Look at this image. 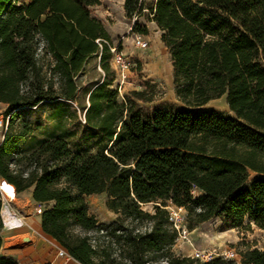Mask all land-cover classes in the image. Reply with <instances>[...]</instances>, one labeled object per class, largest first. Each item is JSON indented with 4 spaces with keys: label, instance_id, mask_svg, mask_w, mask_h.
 I'll list each match as a JSON object with an SVG mask.
<instances>
[{
    "label": "trees",
    "instance_id": "1",
    "mask_svg": "<svg viewBox=\"0 0 264 264\" xmlns=\"http://www.w3.org/2000/svg\"><path fill=\"white\" fill-rule=\"evenodd\" d=\"M124 1L127 19L147 11L162 32L184 107L146 110L138 104L152 102L145 91L119 103L104 80L90 94L87 122L105 146L83 155L55 138L23 153L32 129L19 112L75 101L90 57L110 72L112 39L92 13L100 0H0V104L9 117L0 180L17 194L33 189L45 205L42 231L79 264H151L156 256L191 264L171 255L178 233L168 203L187 212L191 228L220 219L225 229L249 220L264 230V0ZM132 32L149 34L138 22ZM223 96L234 117L196 110ZM250 172L258 177L248 184ZM100 194L117 222L89 214L86 197ZM152 203L153 214L143 211ZM1 208L0 198V228ZM2 246L0 236V264H18ZM241 264H264V251L245 252Z\"/></svg>",
    "mask_w": 264,
    "mask_h": 264
},
{
    "label": "rangeland",
    "instance_id": "2",
    "mask_svg": "<svg viewBox=\"0 0 264 264\" xmlns=\"http://www.w3.org/2000/svg\"><path fill=\"white\" fill-rule=\"evenodd\" d=\"M24 1L27 3L29 0ZM152 1L147 0L148 3ZM103 9L100 19L110 30L112 39L110 72L106 74L102 70L97 56L90 57L84 70L76 79L79 88L75 101L60 99L47 101L38 107L22 109L19 112V122H26L32 129V133L22 142L23 153L29 154L36 150L42 142L55 138L64 139L74 153L83 155L95 154L105 146L107 142L104 136L94 125L87 122L90 94L104 80L111 82V90L117 91L119 103L130 97L132 92L145 91L148 96L152 95V102H138V104L146 110H151L161 104L184 107L175 93L170 53L161 40L162 32L154 22L149 21L151 20L149 13L145 11L142 16L129 20L118 4L105 6ZM108 10H110L109 14L105 13ZM92 13L93 16H99L96 10L92 9ZM136 22L147 26L149 30L147 36H142L147 43L146 48L137 45L138 34L132 32ZM6 108V105L0 104V119L3 118L5 125H8L9 117L5 116ZM196 110H216L226 117H234L227 105V96L213 100ZM6 130L5 127L0 128V143ZM256 177H258L257 174L250 172L248 184ZM0 192L1 216L2 209H6L25 224L21 228L7 232L10 230L9 225L5 219V223L1 219L0 235L5 238V243L9 244V249H20L23 244L31 240L25 235L24 229L33 233L34 220L40 215L36 214V205L32 202L27 203L24 197H18L12 202L9 201V194L1 190ZM194 194L198 196L199 192L195 191ZM86 202L89 214L102 224H113L121 217L108 209L107 194L86 197ZM142 209L146 213L153 214L154 204L144 205ZM167 210L170 213V222L178 233L177 240L171 248V255L176 259H190L193 261L191 264H241L245 252L264 251V230L259 229L249 220H245L233 229H225L220 219H212L191 228L184 209L168 203ZM123 224L125 227H137L141 232L149 228L146 222L134 225L130 221H125ZM88 236L96 238L97 234L89 233ZM27 239L29 241H26ZM6 246L4 253L7 252ZM58 251L56 250L53 255V264H65L70 257H58ZM229 252L235 254L233 260L227 257ZM121 264L129 263L123 261ZM151 264H168V261L166 258L156 256Z\"/></svg>",
    "mask_w": 264,
    "mask_h": 264
},
{
    "label": "crops",
    "instance_id": "3",
    "mask_svg": "<svg viewBox=\"0 0 264 264\" xmlns=\"http://www.w3.org/2000/svg\"><path fill=\"white\" fill-rule=\"evenodd\" d=\"M124 2H125L124 0H100V5L93 8V10H96V13L99 14V16L94 15V17L103 23L105 29L107 30L109 34H110V30L107 28L105 23L100 19L102 10H104L103 8H105V6H112L114 4H118L121 7V9L124 11ZM109 12L110 10L105 11V13L107 14H109ZM3 183H1V185ZM21 196L25 198L27 203L32 202L33 204L37 205V203L33 200V189H29L21 194L16 193L14 196L15 198L14 200H17L18 197H21ZM17 220L21 222L20 219H17ZM34 221H35V225L33 226L34 227L33 233H30L27 229H24L25 235L28 236L31 240L29 243L23 244L20 249H14V248L9 249L8 248L9 244L8 243L6 244L5 238L2 235H0L3 239V246L1 250V255L3 257L13 258L17 261L18 264H53L54 253L56 252V250L58 251L62 247L55 240L47 236L42 231L41 215L38 216ZM16 223L17 221L15 222V224ZM25 223L27 224V222ZM12 225L13 224L9 225L8 227L11 228ZM9 231L11 230H8L7 232ZM26 241H29V240L27 239ZM5 246L7 248L6 253H4ZM15 252L19 254H16ZM56 259H58L57 256H56ZM65 264H79V263L70 258Z\"/></svg>",
    "mask_w": 264,
    "mask_h": 264
},
{
    "label": "built area",
    "instance_id": "4",
    "mask_svg": "<svg viewBox=\"0 0 264 264\" xmlns=\"http://www.w3.org/2000/svg\"><path fill=\"white\" fill-rule=\"evenodd\" d=\"M136 41H137V45L139 47H142V48H146L147 47V43L143 40V37L142 35H138L137 38H136ZM8 121V119H7ZM6 128L7 129V124L5 125V121L3 118L0 119V128ZM15 198L12 197V198H9V201H13ZM36 214L37 215H42V213L44 212L45 210V205L44 204H39L37 203L36 205ZM6 210V209H5ZM4 209H2V221L4 222V216H3V213L5 211ZM5 223V222H4ZM25 224L23 222H19L18 226H20L19 228L23 227ZM58 257H61V258H66V257H69L67 251L63 248L59 249L58 251ZM227 257L229 259H234L235 258V254L232 253V252H229L227 254Z\"/></svg>",
    "mask_w": 264,
    "mask_h": 264
},
{
    "label": "bare ground",
    "instance_id": "5",
    "mask_svg": "<svg viewBox=\"0 0 264 264\" xmlns=\"http://www.w3.org/2000/svg\"><path fill=\"white\" fill-rule=\"evenodd\" d=\"M1 190L3 192H6L7 194H9L11 196L10 198L14 197L16 194L15 189L13 187L7 185L6 183H3L1 185ZM3 215H4L5 221L8 225L13 224L12 227L8 228V229L12 230V229H17L20 227V226H18L19 220H17V218L15 217V215L12 212L5 210ZM16 221H17V223L15 224Z\"/></svg>",
    "mask_w": 264,
    "mask_h": 264
},
{
    "label": "water",
    "instance_id": "6",
    "mask_svg": "<svg viewBox=\"0 0 264 264\" xmlns=\"http://www.w3.org/2000/svg\"><path fill=\"white\" fill-rule=\"evenodd\" d=\"M4 181H1V183H3ZM1 183H0V190H1Z\"/></svg>",
    "mask_w": 264,
    "mask_h": 264
}]
</instances>
